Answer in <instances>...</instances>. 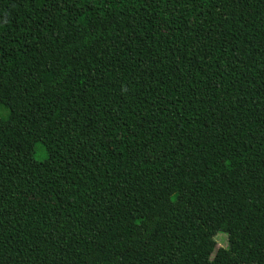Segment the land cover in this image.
Segmentation results:
<instances>
[{
    "label": "trees",
    "instance_id": "1",
    "mask_svg": "<svg viewBox=\"0 0 264 264\" xmlns=\"http://www.w3.org/2000/svg\"><path fill=\"white\" fill-rule=\"evenodd\" d=\"M0 264H264V0H0Z\"/></svg>",
    "mask_w": 264,
    "mask_h": 264
},
{
    "label": "rangeland",
    "instance_id": "2",
    "mask_svg": "<svg viewBox=\"0 0 264 264\" xmlns=\"http://www.w3.org/2000/svg\"><path fill=\"white\" fill-rule=\"evenodd\" d=\"M218 149L221 153L223 160L226 163H228V157H229L231 150H232V141L227 140V141L221 142L218 145ZM195 228H196V231L198 233V236L201 238L202 241H204V243L206 245H208L212 254H214L215 250L218 248L226 249L228 247V240H227L226 234L218 233L215 236L209 238V237L205 236V232L202 230L201 227H199L197 225Z\"/></svg>",
    "mask_w": 264,
    "mask_h": 264
}]
</instances>
